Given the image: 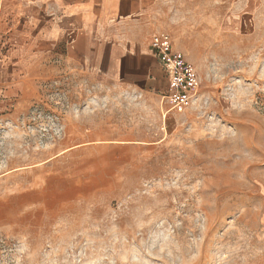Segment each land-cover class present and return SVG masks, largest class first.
I'll use <instances>...</instances> for the list:
<instances>
[{
    "label": "rangeland",
    "instance_id": "1",
    "mask_svg": "<svg viewBox=\"0 0 264 264\" xmlns=\"http://www.w3.org/2000/svg\"><path fill=\"white\" fill-rule=\"evenodd\" d=\"M185 9L188 108L61 58L0 95V264H264V0Z\"/></svg>",
    "mask_w": 264,
    "mask_h": 264
},
{
    "label": "crops",
    "instance_id": "2",
    "mask_svg": "<svg viewBox=\"0 0 264 264\" xmlns=\"http://www.w3.org/2000/svg\"><path fill=\"white\" fill-rule=\"evenodd\" d=\"M258 0H0V95L11 98L48 58L78 64L102 83L163 92L167 78L149 49L151 36L167 30L175 50L183 36L169 22L184 5L202 23L237 30ZM215 16V17H214ZM185 23V27H186ZM195 102V101H194Z\"/></svg>",
    "mask_w": 264,
    "mask_h": 264
},
{
    "label": "built area",
    "instance_id": "3",
    "mask_svg": "<svg viewBox=\"0 0 264 264\" xmlns=\"http://www.w3.org/2000/svg\"><path fill=\"white\" fill-rule=\"evenodd\" d=\"M149 49L159 60L167 78L163 98L172 108H188L194 103L199 77L184 54L174 49L171 36L166 32L154 33Z\"/></svg>",
    "mask_w": 264,
    "mask_h": 264
}]
</instances>
